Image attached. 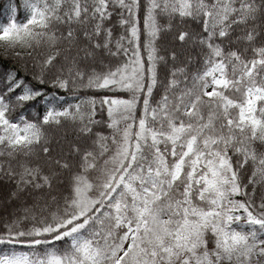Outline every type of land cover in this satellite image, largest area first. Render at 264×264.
<instances>
[{
	"label": "snow or ice",
	"instance_id": "snow-or-ice-1",
	"mask_svg": "<svg viewBox=\"0 0 264 264\" xmlns=\"http://www.w3.org/2000/svg\"><path fill=\"white\" fill-rule=\"evenodd\" d=\"M18 7L0 264H264V0Z\"/></svg>",
	"mask_w": 264,
	"mask_h": 264
},
{
	"label": "trees",
	"instance_id": "trees-1",
	"mask_svg": "<svg viewBox=\"0 0 264 264\" xmlns=\"http://www.w3.org/2000/svg\"><path fill=\"white\" fill-rule=\"evenodd\" d=\"M12 3H13V0H0V20H3L7 17L9 5ZM15 3L17 5H19V7L17 9H14L13 14L15 15V17L18 21H22L26 15L25 9L23 8V0H15ZM188 27L194 29V28H196V25L190 22ZM186 48H187V51H192L190 45L186 46ZM178 51L181 53L180 60L184 61L185 63H188L187 52L184 49H179V48H178ZM193 55H194V53H193ZM190 67L194 69L196 67L195 63H191ZM161 74L163 75V70H162ZM64 132L67 133V138L69 140H71L73 138V136L75 135L73 128H72V125H70V124L66 126V129L62 130L61 134H63Z\"/></svg>",
	"mask_w": 264,
	"mask_h": 264
}]
</instances>
